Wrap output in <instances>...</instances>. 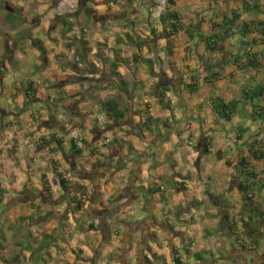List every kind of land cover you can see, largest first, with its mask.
Here are the masks:
<instances>
[{"label":"crops","instance_id":"obj_1","mask_svg":"<svg viewBox=\"0 0 264 264\" xmlns=\"http://www.w3.org/2000/svg\"><path fill=\"white\" fill-rule=\"evenodd\" d=\"M69 1L63 0V5ZM81 1L91 9L94 2L98 5L103 0ZM183 1L192 7V12L185 14L187 20L178 12L181 0L176 11L185 27H193V40L181 33L174 43L164 33L160 21L151 17L142 21L135 16L127 21H140L143 25L128 30L134 39L128 43L124 55L119 53L115 58L110 54L111 61H106L102 53L107 54L108 50L98 46L99 39L90 41V37L83 36L74 43L71 40L75 32L65 34L70 39L64 45L54 42L57 39L54 33L41 41L35 30L30 31L26 40L38 44L30 50L24 42L26 33H19L20 26L26 22L23 18L26 9L19 8L26 5V0H0V16L5 11L8 13L11 6L10 12L16 16L13 22L20 23L13 30L6 21L7 14L4 15L11 32L3 33L0 29V89L8 84L10 73L13 81L22 74L26 85L33 82L40 89V98L34 103H45L44 95L48 100L47 109L39 118V111L33 110V106L28 107L27 113L17 111V106L1 107L0 116L2 120L6 116L24 120L27 125L24 131L40 139L52 130L51 124L57 117L71 118L72 129L71 124H63V129L67 128L63 130L67 146L66 152L63 149L67 158L63 169H71L65 179L74 187L70 191L58 188L85 203L80 211L72 206L22 210L18 206L10 211V219L6 218L7 211L1 210L0 228L6 229L0 232L7 241L0 235V264H104L106 255L97 253L101 246L115 249L107 254H111L112 264H128L130 246H135L139 239L145 241L138 247L139 261L143 263H149L155 255L171 263L172 251L177 248L189 264H264V189L261 188L264 158L254 155L264 154V119L259 116L261 111L256 114L253 103L245 97V93L249 95L254 89L264 87V35L253 28L252 34L242 39L238 32L244 24L264 23V0ZM53 13L59 17L62 14L56 10ZM66 13L63 10V19ZM234 13L240 16L234 35L224 37L219 43L220 50L210 53L205 39L219 34L214 25L232 18ZM41 27L48 28L49 21L45 20ZM139 39L143 41L142 50L136 47ZM105 41L111 46L114 39ZM70 44L73 46L68 48ZM163 46H169L168 68L161 51ZM79 47L82 52L77 55ZM1 52H4L2 58ZM237 54L243 58L240 68L229 64ZM246 54L255 55L257 69L245 65ZM134 56L139 57L138 64L133 62ZM112 64L119 66L117 72L129 84L127 92L112 78ZM218 72L220 77L216 79ZM87 83L95 87L83 90ZM191 84L197 87L195 94L189 91ZM52 86L55 94H45L43 90L48 91ZM162 89L170 91L167 94L170 104L158 102L156 95ZM62 92L71 98L64 100ZM18 94H24L20 100L27 97L24 91H17L14 96ZM217 99L239 104L232 121L227 122L214 113L213 102ZM62 100L63 113L56 105L61 106ZM254 103L263 109L264 116V94ZM105 104L115 107L124 117L110 120L104 112ZM34 115L38 119L33 120ZM147 117L160 119L150 131L143 129ZM11 125L5 122L2 127H9L6 133L15 137L17 122ZM55 128L58 130L60 126L56 124ZM73 138L85 150L82 158L70 153L67 142ZM84 140L87 145L81 142ZM110 143L114 145L106 148ZM249 172L256 175L261 187L247 200L242 182ZM2 180L10 183L4 177ZM41 180L38 172L35 177L15 178L14 182L23 186H19L20 192L15 187L12 197H34L36 191L43 190ZM162 182L172 188L167 190ZM152 183L161 184L159 193H150L155 190ZM134 203L143 213L141 216L135 213L131 220ZM122 209L128 210L121 213ZM186 249L189 252L185 253Z\"/></svg>","mask_w":264,"mask_h":264},{"label":"rangeland","instance_id":"obj_2","mask_svg":"<svg viewBox=\"0 0 264 264\" xmlns=\"http://www.w3.org/2000/svg\"><path fill=\"white\" fill-rule=\"evenodd\" d=\"M70 1L69 3L64 2L63 5L62 0H40V1L36 0L34 2L31 0L30 2L26 0L25 2L26 5L24 7L19 8L21 10L26 9L23 11L24 12L23 18L24 20L26 19V22L20 26L19 33L20 34L26 33L24 42H26V46H28L30 50H32L33 45L36 44L35 43L32 45V43L27 41L28 39L26 40V38L29 36L30 31L35 30L36 31L35 33L38 35L37 37L40 38L41 41L42 40L45 41L50 34L54 33L57 35V39L58 37H60L58 40L55 39L54 42H56L57 44L64 43V45H66L68 39H70L67 38L65 34L75 32V34H72L73 39L71 40L74 43L79 42L83 36L86 39H89L90 37L91 39L90 41H93L94 38L99 39L101 42L98 43V46L101 49H103V51L108 50L106 52L107 54L102 53V55L104 56L106 61H111L110 54L113 55V57L115 58L119 53L124 55V51L128 43H131L132 40L134 39L132 35H131V39H129L127 36L128 30L132 29V27H128L129 23L127 20L133 19V17L136 16L135 19H140L142 21H145L150 17L152 19H157L158 21H160V16L164 12V7H165V0H109L110 5L106 4L105 2L106 0H103L101 1L102 4H98V5L96 2H94V4L91 6L92 8L87 9L86 11L83 2L81 3L80 0H70ZM100 6H102L100 10L99 9L96 10V8ZM10 9H12L11 6L8 7V11H11ZM55 10L58 12V14L60 12L62 13L59 14L62 16V18H60L61 16L60 17L56 16L55 15L56 13H53ZM63 10L67 11V13L64 14L65 19H63ZM93 10L95 11L94 13L91 12ZM187 11L191 13L192 7L188 6L187 4L184 3L183 0H181L180 5L178 7V12L183 15L185 20H187V17L185 16ZM6 14L7 12L5 11V14H1L0 16V27L2 26V28L0 29L2 30L3 33H5V30L6 33L11 32L10 27L5 22L4 15ZM51 15H53V18H49ZM101 17H106L107 20L106 19L102 20L100 19ZM45 20L46 22L49 21L48 28L41 27L42 23ZM63 22L65 23L64 26H63ZM135 23L138 28H141V26L143 25L140 21ZM68 27H72L73 29L70 28L69 30H67ZM106 37L109 39L110 38L114 39L113 44L111 46L105 43L106 42L105 40L107 39ZM36 45L38 46V44ZM71 45L73 46V44H70L68 48H71L72 47ZM74 46L75 48L77 47L75 44ZM168 48L169 46H163V48L161 49V51H163L166 57L165 68L169 67ZM81 52L82 49L80 47L77 48V53H78L77 55H80ZM127 54L129 55V52ZM3 55L4 52L1 54V58ZM128 60L130 61V58ZM8 79H9L8 84H6L5 87L0 89V108L4 107L5 109H9L12 106H17V111H19L20 113L29 112V110L26 108L30 106L31 107L33 106V110L37 109L38 111H43L47 109L48 100L46 99L45 95H44L45 97L44 100L46 101L45 103L44 102L34 103V100L27 99L28 97H25L24 99L22 98L21 101L20 99L18 101L15 98L14 95L17 92V88L24 89V87L27 86L26 85L27 82L24 78V75L22 74L18 75L16 77V80L13 81L10 73L8 75ZM87 85L88 86L84 87L83 90L87 91L95 87L92 83H87ZM59 88L60 87H57V90H59ZM52 90H53V86L48 91L47 89L43 91L46 92L45 94L50 93V95H53L55 94V92ZM61 90L63 91V87L61 88ZM62 97L64 100L71 98L70 95L68 96L63 95V92H62ZM37 98H40L39 95L37 96ZM24 100L26 104L24 103ZM56 105H58L59 112L63 113V100L61 106L58 103H56ZM54 113L57 114V111L55 110ZM47 114L49 113L47 112ZM5 122L11 123L12 127L13 124L17 122L18 125L17 129L16 130L14 129L16 133L15 137L9 136L10 134L8 135L6 133L9 127L3 129L2 125H4ZM24 122L25 121L22 119H20L19 121L13 120L9 116H6L2 120V117L0 116V211L3 209L5 210V212L7 211V217H6L7 219H10L9 218L11 216L10 211H12V208H16L18 206L20 207L21 210L30 207L33 208L45 207L47 209H55V208L63 209V208H68L70 206L73 207V205H71L72 204L71 197L68 196L67 192L70 191V189L72 190L74 184H72V182H69L71 183L68 188L69 190L67 192H63L62 191L63 186L60 181L61 179L56 175L53 166V162H56V164L58 165L57 169L60 171V173H62V175L64 174V176L65 174H70V172H72L70 168L63 169V162H65V160L67 159L65 156H63V149L65 150L67 146H64V148L62 147L58 152L53 153V149L55 148H53V146L46 145L45 142L44 143L42 142V139H44L45 141H49L50 143V137L52 135H57L59 137L58 139L63 141V124L66 125V123H68L70 125L71 118L68 116V119L66 118L63 120L62 118L60 120L57 117L54 122L52 121L53 122L51 124L52 130L49 133L46 132V136H44L42 139L35 138L33 137V135H29L28 131L25 132L24 129L26 128L27 125ZM56 124L57 126L58 125L60 126V129L56 130L55 128ZM70 129H72V124L70 125ZM64 142H66V140H64ZM68 143L69 141L67 142V144ZM9 162H11L12 164L8 165ZM87 163L88 162L85 159V164ZM35 172H38L41 175V179L43 175L51 176L52 181H50L49 179L48 181L53 191L52 202L47 201L45 196L43 195V192H41L40 190L35 192L34 197H29L27 195L21 196L19 198L12 197L14 196L13 191L15 189H18L17 192H20L19 186L21 188L23 186L22 184L15 183L14 182L15 178L24 177L25 175H28V177H35ZM3 177L9 180L10 183L2 180ZM32 182H34V180ZM161 184H164L167 190L172 188L171 185L167 184L166 182H162ZM161 184L152 183L153 188L155 190H158V188L161 187ZM58 187H60L62 190H60ZM132 208L133 211L131 215H129V218L131 220L134 219L135 213L138 214L139 216L142 215L143 212L138 208L137 203H134V206ZM127 210L128 209H122L121 213H126ZM2 218L3 215H0V222L2 221ZM30 220L32 222L33 219L30 218ZM20 223H23V221H20ZM8 227H9L8 229L10 230L11 226ZM5 229L6 227H2L3 231ZM2 230L0 228V231ZM43 234L45 236H49L47 235V231H44ZM1 237L4 238L5 241H7L5 234L1 235ZM9 239L11 241H15L13 238H9ZM142 240L143 239L141 240L139 239L136 241V243L134 242V244H136L135 246L134 245L130 246L128 252L131 253V257H130V262L128 264H158L161 260H159L160 256H156V255L152 257V260L149 263H145V262L143 263L139 261L138 247H140L142 243H145V241ZM112 249H113L112 246H107V247L101 246L99 249H97V253L99 256H105V255L107 256L104 257V260L106 261V263L104 264H112L113 261H111L112 260L110 257L111 254L107 255L111 251L114 252L115 249L114 250ZM9 251L11 252V248L9 249ZM3 258L5 261H7L6 257ZM51 263L53 262H49L47 264H51ZM56 263H58V261ZM92 264H97V263H92Z\"/></svg>","mask_w":264,"mask_h":264},{"label":"trees","instance_id":"obj_3","mask_svg":"<svg viewBox=\"0 0 264 264\" xmlns=\"http://www.w3.org/2000/svg\"><path fill=\"white\" fill-rule=\"evenodd\" d=\"M177 2L178 0H165V7H164V12L161 14L160 16V24L163 26L164 28V33L171 39L173 40L174 43H176L179 39V36L181 33H185L190 40H193V35L191 33V28L193 27H185V25L182 23V18L181 15L176 11V7H177ZM85 10L88 9L87 5H85ZM15 15L12 12H8L7 13V17H6V21L9 24V26L15 30L16 26L19 25V22L14 21L13 19H15ZM240 19V16L238 15V13H234L232 18H226L220 25H214V30L219 31L222 35L217 34L214 36H210L209 38L207 37L205 39V43L207 46V49L209 50L210 53H217L220 49H219V43L220 41L223 40L224 37H228L231 35H234V28L238 22V20ZM129 25L128 27L131 26H135L136 23L132 22V21H128ZM253 28L254 30H256L257 32H260L261 34L264 35V23H252V24H244L243 26L240 27L239 29V34L240 37L242 39H245L247 36H249L250 34H252L253 32ZM71 29H73L71 27ZM197 29V28H196ZM154 34H157L156 31H153ZM128 38L131 39V34L128 33L127 34ZM143 43V41L141 39L138 40V42L136 43V47L140 50H142V46L141 44ZM246 64L245 65H249L255 69H257L259 67L258 62L255 59V55L254 54H246ZM145 60V62L149 63L150 65H152V63H150V61ZM243 58H240L239 54L234 55L233 57V61H231L229 64H233L235 66H238L239 68L243 66V62H242ZM139 61V57L138 56H134L133 57V62L138 64ZM127 63V62H125ZM129 64V62H128ZM119 66L118 65H111V73H112V78L114 80H116L119 85L120 88L124 91L127 92L129 89V84L127 83V81L124 79V77L117 72ZM151 70H154L153 67H151ZM137 67L134 68V74L137 77ZM220 77V73L218 72L216 74V79H218ZM138 79V77H137ZM140 79V78H139ZM194 81V78H193ZM189 91L191 94H195L197 92L196 90V86H194L193 84L189 85ZM18 92H22L24 91L26 96L28 97L27 99H37V95H38V89L35 88V83L33 82H29L28 85L26 87H24V89L22 88H17ZM170 91L168 89H162L161 91H159V93L156 95V98L158 100V102L161 105H165V104H170V101L167 99V94ZM264 94V87L260 86L256 89H254V91L247 95L245 93V97L247 99H249L252 103H253V108L255 109V113L256 114H260L258 112L261 111V115L260 118L264 119V116L262 115L263 109L259 107V105L255 104L254 102L259 100V98H261ZM20 96H22L21 94L16 95L15 98L19 101V99L21 98ZM14 97V96H13ZM16 100V101H17ZM21 101V100H20ZM24 103L26 104L25 100ZM25 106V105H24ZM239 104L237 102H231V103H227L222 99H217L214 100L213 102V111L214 113H216L219 117L223 118L224 120H226L227 122L232 121L233 116L236 114L237 109H238ZM26 108V107H25ZM28 109V108H26ZM37 112V111H36ZM104 112L107 114V117L110 120H121L124 116L122 113H119L117 111V109L113 106H109V104H105L104 106ZM37 117L40 116V114H42V111L37 112ZM35 115L33 116V120H35L37 118ZM39 118V117H38ZM37 118V119H38ZM160 119H153L150 117H147L145 120H143V129L145 130H152V128L155 126V124L159 123ZM66 131V129H63ZM59 137L57 135H52L50 137V143L49 141H45L44 139H42V142L48 146H55V149H53V153L58 152L62 147L64 148V146L66 145L64 140H60L58 139ZM48 142V143H47ZM78 140L76 139H71L69 141V149H70V153L73 154L76 158H82L85 154V150L83 148H80L78 146ZM83 143V145H87L88 142L87 141H81ZM54 144V145H53ZM114 145V143H110L106 145V148L110 147ZM255 157H257L258 159L260 158H264V154H260L259 156L254 154ZM53 166H54V171L56 172V175L58 177H60V181L61 184L63 186V188H69V185L71 183H69L66 179L64 174L62 175V173H60V171L57 169L58 165L56 164V162H53ZM247 178L245 179L244 182H242V192L244 194V196L246 197L247 200L251 199L250 195L254 194L257 191V188L261 187L260 186V182L258 181L256 175L253 172H249L246 174ZM42 186H43V195L45 196L46 200L49 202H52L53 200V191L52 188L50 186V183L48 181V178L46 175L42 176ZM262 189H264V185L261 187ZM160 192V190H150V193L152 194H156ZM71 201L75 211H80L85 203L79 199V197H71ZM70 201V203H71ZM262 224H264V219L262 220ZM187 250V249H186ZM185 252H189V250H187ZM172 255H173V259L172 262L169 263L166 260H162L161 258H159V260H161L158 264H187L181 255V250L174 248L172 251ZM199 256V255H197Z\"/></svg>","mask_w":264,"mask_h":264},{"label":"flooded vegetation","instance_id":"obj_4","mask_svg":"<svg viewBox=\"0 0 264 264\" xmlns=\"http://www.w3.org/2000/svg\"><path fill=\"white\" fill-rule=\"evenodd\" d=\"M80 2H81V3L83 2L84 6H85V2H84V1H81V0H80ZM86 11H87V10H86ZM100 19L105 20L106 17H101ZM106 20H107V19H106Z\"/></svg>","mask_w":264,"mask_h":264},{"label":"built area","instance_id":"obj_5","mask_svg":"<svg viewBox=\"0 0 264 264\" xmlns=\"http://www.w3.org/2000/svg\"><path fill=\"white\" fill-rule=\"evenodd\" d=\"M253 196H254V194H251V195H250V198H253Z\"/></svg>","mask_w":264,"mask_h":264},{"label":"clouds","instance_id":"obj_6","mask_svg":"<svg viewBox=\"0 0 264 264\" xmlns=\"http://www.w3.org/2000/svg\"><path fill=\"white\" fill-rule=\"evenodd\" d=\"M63 1V0H62Z\"/></svg>","mask_w":264,"mask_h":264}]
</instances>
